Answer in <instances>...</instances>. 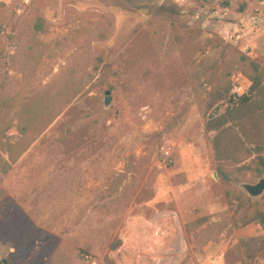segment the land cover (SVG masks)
Listing matches in <instances>:
<instances>
[{"label":"rangeland","instance_id":"obj_1","mask_svg":"<svg viewBox=\"0 0 264 264\" xmlns=\"http://www.w3.org/2000/svg\"><path fill=\"white\" fill-rule=\"evenodd\" d=\"M261 2L0 0L3 96L77 90L0 173V222L18 206L41 233L27 245L0 239V264H264L263 226H242L256 206L238 213L217 175L264 145V84L240 104L243 68L264 61ZM228 84L234 103L212 104ZM222 115L223 130L207 132ZM263 176L231 190L249 197L241 185Z\"/></svg>","mask_w":264,"mask_h":264},{"label":"trees","instance_id":"obj_2","mask_svg":"<svg viewBox=\"0 0 264 264\" xmlns=\"http://www.w3.org/2000/svg\"><path fill=\"white\" fill-rule=\"evenodd\" d=\"M40 20V19H39ZM36 21L35 28L36 31H43V22ZM61 42H58V44ZM49 46H44L48 48ZM32 52L33 47H29ZM24 59L27 60V56L24 55ZM243 74L248 77L251 82L248 95H244L240 98V104L249 103L255 94H258L262 90L264 84V61L260 59L251 60L250 63L243 68ZM27 85L23 86V90L16 92L15 94L8 95L6 97L0 92V173L7 175L12 171L14 165L23 157V155L30 149L31 145L35 141V135L38 136L42 134L61 114V102L69 105L76 96L77 90H75L74 85H71L72 89L66 88V93L63 91H58L59 100L54 97L53 92L56 94L55 85H51L50 89L43 92H36L35 90L28 91L27 95H24V91L27 89ZM232 89V84L228 86H221L210 96L212 98V104L218 101H226L229 104L234 103L233 96H230ZM71 90V92L69 91ZM57 99V100H56ZM211 104V105H212ZM50 108V112L47 114L46 109ZM44 108V109H43ZM264 111V107L262 108ZM19 122L17 137H12L10 131L13 128L14 121ZM227 116H219L217 118L209 119L206 124L207 132H221L223 128L227 125ZM214 150L217 152L218 160L222 161L229 157H225L223 150V145L221 140L216 137L213 141ZM257 159L248 165H243L238 167L236 161L232 162L233 167L226 168V166H220L217 169V175L222 181L225 187V194L230 205H233L237 201V212L241 213L246 211L248 207L253 205L256 206L253 213L243 221L242 226L248 227L251 224H260L264 228V197L261 202H254L251 198L247 197L243 192L239 191L237 193L232 192V187L230 183L240 182L242 179H246L248 174L255 173L258 177L264 174V145H257L255 148ZM224 162V161H223ZM236 166L238 167L236 169ZM235 200V201H234ZM12 203V201H10ZM260 204L263 205L260 206ZM10 208L7 207V209ZM17 210V211H16ZM11 213L5 217L4 220L0 222V239L13 240L12 243L15 246L19 244H32L36 242L35 240L40 238L41 233L39 229L30 221V218L25 214V212L18 206H14ZM206 219L201 220V224L205 223ZM23 235V237H16L17 235ZM16 241L17 244H16ZM118 243L116 246H120Z\"/></svg>","mask_w":264,"mask_h":264},{"label":"water","instance_id":"obj_3","mask_svg":"<svg viewBox=\"0 0 264 264\" xmlns=\"http://www.w3.org/2000/svg\"><path fill=\"white\" fill-rule=\"evenodd\" d=\"M110 92L108 91L106 95H109ZM110 99L107 98L105 101L106 105L110 104ZM216 177V175H215ZM241 188L246 192V194L252 199H259L264 196V176L258 181L256 184H242ZM5 262V261H4Z\"/></svg>","mask_w":264,"mask_h":264},{"label":"built area","instance_id":"obj_4","mask_svg":"<svg viewBox=\"0 0 264 264\" xmlns=\"http://www.w3.org/2000/svg\"><path fill=\"white\" fill-rule=\"evenodd\" d=\"M214 2L218 5H223V4H227V3H230L231 0H214ZM261 6H263V9H264V2H261Z\"/></svg>","mask_w":264,"mask_h":264}]
</instances>
